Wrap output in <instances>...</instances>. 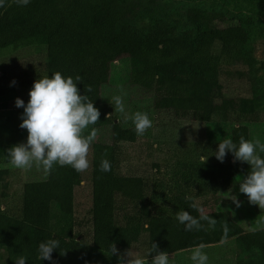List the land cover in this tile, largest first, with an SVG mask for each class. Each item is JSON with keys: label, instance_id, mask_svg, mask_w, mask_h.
I'll use <instances>...</instances> for the list:
<instances>
[{"label": "trees", "instance_id": "trees-1", "mask_svg": "<svg viewBox=\"0 0 264 264\" xmlns=\"http://www.w3.org/2000/svg\"><path fill=\"white\" fill-rule=\"evenodd\" d=\"M156 1L149 0L151 4ZM141 6V0H31L27 6L6 0L5 7L0 8V50L43 45L48 57L45 76L56 71L65 77L80 75L82 81L77 82V87L81 95L86 94L100 110L99 122L93 126L109 135L107 141H95L92 149L91 244L75 240L73 234L74 189L81 173L56 165L45 178L23 184L20 216L0 211V264H14L20 256L27 258L26 264H53V261L55 264H92L97 255H108L104 264H115L116 259L110 257V245L129 248L142 232L148 234V251L155 242L161 251L170 254L201 243L220 242L225 223L229 228L228 239L234 237L246 251H258V256L239 259L236 264H264V227L243 231L228 210L207 212L217 223L213 228L202 222L204 228L200 231H185L176 215L152 214L144 206L139 214L127 215L123 224L117 223L116 195L143 203L146 183L141 176L116 173L112 141L134 142L138 135L134 126L123 127L116 122L112 105L101 100V88L109 81L112 63L129 59L132 91L140 98L154 97L156 110L200 113L205 123L220 111L253 112L249 98L238 96L216 101L209 94L221 88L223 61L246 66L254 62L245 47L250 40L248 27L253 24L252 16H241L232 24L223 12L189 5L184 15L195 26L196 33L191 26L179 33L170 28H156L147 34L125 24L117 27L120 21L135 17ZM261 69L264 71V60ZM88 85L92 86L91 92L85 90ZM10 91V85L0 84V108L5 107L1 99ZM241 136L249 140V128L243 122L233 125L229 133V138L237 144ZM219 142L211 144L213 154ZM183 146L187 148H184L186 153L194 156L195 167H200L198 160L204 157L205 147L186 140ZM200 154L203 156L198 157ZM225 158L227 170L217 175L220 178L216 172H204L198 182L197 176L186 173L187 188L199 191L178 197L181 211L198 217L199 213L190 207L185 196L194 199L203 195L208 189L206 183H214L216 178L225 187L231 184L234 166L229 160L234 157L229 152ZM104 159L111 164L109 172L100 171ZM239 169L246 176L250 165L241 162ZM2 173L0 168V177ZM185 185L183 181L181 187ZM48 239L59 240L60 249L52 253L53 261L39 260V243ZM65 250L66 254L61 255L60 251Z\"/></svg>", "mask_w": 264, "mask_h": 264}, {"label": "rangeland", "instance_id": "rangeland-1", "mask_svg": "<svg viewBox=\"0 0 264 264\" xmlns=\"http://www.w3.org/2000/svg\"><path fill=\"white\" fill-rule=\"evenodd\" d=\"M142 6L138 14L133 18L120 21L117 27L129 25L141 34L153 32L156 28L173 29L175 33L181 32L190 24L184 15L187 6L193 5L203 9L223 12L230 17L229 23L235 24L241 16H252L253 24L248 27L250 40L245 45L254 62L250 66L243 63H226L220 75L221 88L211 90L210 96L216 101L233 97H246L251 99L253 112L251 114H239L232 112H217L210 122L205 123L200 119V113L159 111L153 107L154 97H138L132 91L129 83L130 63L128 58H123L111 64L109 81L101 88L103 103L109 101L113 95L122 94L125 110L129 115L135 112L147 113L153 121V126L144 135L137 136L134 142L112 141L116 162L115 169L119 175L141 176L146 183L145 201L143 203L116 195V220L123 224L127 215H135L141 212V206L148 208L152 214L176 215L180 210L178 197L186 192L193 194L198 188L189 187L186 173L199 178L204 172L214 174L227 170L228 159L223 162L216 159L211 152L212 143L229 138L233 125L243 122L249 128V140L259 138L264 143V71L261 63L264 60V0H157L151 4L149 0H141ZM48 57L46 49L41 44H30L16 48L8 47L0 50V84L11 86L9 94L1 99L5 103L0 108V208L5 214L20 216L22 205V186L27 181L40 180L46 174L42 170L33 168L30 171H22L12 167L9 163L7 150L13 145L25 143L27 130L19 127L22 107H16L17 97L29 99V90L35 80L45 76ZM15 80V84L12 81ZM112 105V104H111ZM115 121L123 127L134 126L131 120L125 123L123 115L111 109ZM94 126H90V131ZM87 134V133H86ZM109 135L106 131L98 130L95 141H107ZM184 140L190 141L195 146L205 147L204 158L200 167H195L194 156L185 152L187 150ZM91 145L89 160L90 168L80 175V182L74 189L73 208V234L75 240L87 245L91 244L92 224L90 209L92 206L91 195V169H92ZM202 154L198 155L200 157ZM203 156V155H202ZM264 157V153L261 154ZM234 166L230 185L223 186L221 179H215L214 183H206L208 189L201 196L194 197L206 212L213 210H228L233 221L243 230L251 231L264 227V209L248 202L247 196L239 192V183L245 175L239 169L240 161L233 162ZM196 170V171H194ZM184 176V177H183ZM185 178V179H184ZM191 180V179H190ZM183 181L186 183L181 187ZM200 184V183H199ZM195 185V184H194ZM196 186L197 183H196ZM234 196L241 201V206L231 200ZM148 234L142 232L138 241L129 248H118L121 253L126 250L135 255L147 256ZM193 248L183 249L169 254L170 264H193L190 259ZM205 253L208 255V264H236L239 259H249L258 256V251L251 249L246 251L239 246L234 237L228 239L226 244L220 242L205 245ZM108 256V255H107ZM107 256L97 255L92 264L106 263ZM117 261L118 257L112 255ZM1 263V262H0Z\"/></svg>", "mask_w": 264, "mask_h": 264}, {"label": "clouds", "instance_id": "clouds-1", "mask_svg": "<svg viewBox=\"0 0 264 264\" xmlns=\"http://www.w3.org/2000/svg\"><path fill=\"white\" fill-rule=\"evenodd\" d=\"M30 2L31 0H14L18 6H27ZM5 4L6 0H0V8L5 7ZM80 81V75L75 78L65 77L56 71L51 76L46 75L34 81L26 104L23 99L16 98V107L24 109L19 127L26 129L28 135L25 143L13 145L7 150L8 163L12 167L22 171L35 168L42 170L46 175L50 174L56 165L71 167L78 173H84L90 168L91 161L88 157L98 130L95 127L87 130L99 122L100 110L86 94L81 95L77 87V82ZM12 83L15 84V80ZM85 90L91 92L92 86L88 85ZM121 93L113 95L109 102L115 111L123 115L125 123L131 120L138 136L144 135L153 126V121L147 113L137 111L129 115L123 102V96L127 93L123 92V89ZM229 152L234 157L233 162H246L250 165L249 172L239 183V192L247 196L250 204L264 209V157L261 156L264 153V143L259 138L246 140L241 136L237 144L231 138H225L219 142L214 155L217 160L223 162ZM207 159L208 157H201L203 164ZM110 170V162L107 159L102 160L100 171ZM185 200L190 201V207L199 213L198 217L184 210L176 214L177 221L184 225L185 231L202 230V222L215 227L217 220L209 215L199 202L189 195L185 196ZM231 200L237 208L241 206V201L236 196ZM2 210L0 208V211ZM228 232L229 228L225 223L221 244L228 242ZM204 248L203 243L194 247L190 257L193 264H208L209 257ZM56 249H60L59 240L42 241L38 246L37 258L53 261L52 253ZM109 250L111 255L118 257V264H170L169 254L161 251L155 242H152L147 253L150 258L147 261L130 250L121 253L115 243L110 245ZM60 253L65 255L66 250ZM26 259L24 256L17 257L14 264H26Z\"/></svg>", "mask_w": 264, "mask_h": 264}]
</instances>
